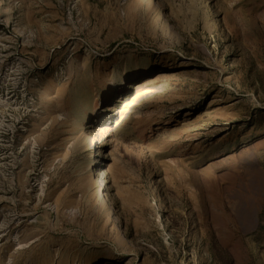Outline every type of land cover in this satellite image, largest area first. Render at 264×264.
<instances>
[{"label":"rangeland","instance_id":"374dc122","mask_svg":"<svg viewBox=\"0 0 264 264\" xmlns=\"http://www.w3.org/2000/svg\"><path fill=\"white\" fill-rule=\"evenodd\" d=\"M0 264H264V0H0Z\"/></svg>","mask_w":264,"mask_h":264},{"label":"bare ground","instance_id":"6f19581e","mask_svg":"<svg viewBox=\"0 0 264 264\" xmlns=\"http://www.w3.org/2000/svg\"><path fill=\"white\" fill-rule=\"evenodd\" d=\"M102 174H103V173H100V174L98 175V176H101V179H102V176H103ZM101 179H100V180H101ZM97 182H98V181H97Z\"/></svg>","mask_w":264,"mask_h":264}]
</instances>
